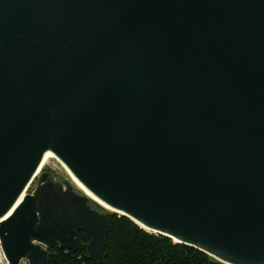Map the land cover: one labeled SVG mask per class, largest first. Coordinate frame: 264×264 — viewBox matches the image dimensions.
<instances>
[{
  "label": "water",
  "instance_id": "obj_1",
  "mask_svg": "<svg viewBox=\"0 0 264 264\" xmlns=\"http://www.w3.org/2000/svg\"><path fill=\"white\" fill-rule=\"evenodd\" d=\"M48 150L152 233L264 264V0H0V218ZM36 200L6 264L80 248Z\"/></svg>",
  "mask_w": 264,
  "mask_h": 264
},
{
  "label": "trees",
  "instance_id": "obj_2",
  "mask_svg": "<svg viewBox=\"0 0 264 264\" xmlns=\"http://www.w3.org/2000/svg\"><path fill=\"white\" fill-rule=\"evenodd\" d=\"M104 249V256L95 259L86 246L67 250L54 245L47 264H227L170 236L149 232L124 214L110 219Z\"/></svg>",
  "mask_w": 264,
  "mask_h": 264
},
{
  "label": "flooded vegetation",
  "instance_id": "obj_3",
  "mask_svg": "<svg viewBox=\"0 0 264 264\" xmlns=\"http://www.w3.org/2000/svg\"><path fill=\"white\" fill-rule=\"evenodd\" d=\"M32 195L37 196L40 224L52 226L65 235H69L70 227L74 226L79 247L98 249L103 243L109 217L98 211L95 204L94 207L87 199L74 193L72 187L65 190L60 184L46 179L39 183ZM84 238L86 242L81 240ZM54 245L60 246V241H54Z\"/></svg>",
  "mask_w": 264,
  "mask_h": 264
},
{
  "label": "rangeland",
  "instance_id": "obj_4",
  "mask_svg": "<svg viewBox=\"0 0 264 264\" xmlns=\"http://www.w3.org/2000/svg\"><path fill=\"white\" fill-rule=\"evenodd\" d=\"M46 179H47V181H51V182L60 184L62 186V188L65 190H67L69 187H72L74 190V193L80 195L82 198L87 199L90 202V204H92L93 206L95 204L98 207V211H100L101 213H104L106 216L109 217V221L114 216V214H117L119 216L122 215L120 213H115V212L107 210L101 204H99L94 199L89 197L83 190H81L73 182L71 176L69 175V173H67L66 169L63 167L61 162H59L56 159H51L42 167L40 172L37 174V176H35V178L32 180V182L28 186V188L26 190V194H32L33 191L39 185V183L43 182ZM0 248H1V246H0ZM2 252H3V250H2ZM3 254H4L3 256L5 257L6 255L4 252H3ZM5 258H7V257H5ZM1 264H6V260L2 261Z\"/></svg>",
  "mask_w": 264,
  "mask_h": 264
},
{
  "label": "bare ground",
  "instance_id": "obj_5",
  "mask_svg": "<svg viewBox=\"0 0 264 264\" xmlns=\"http://www.w3.org/2000/svg\"><path fill=\"white\" fill-rule=\"evenodd\" d=\"M51 159H56L59 162H61V164L63 165V167L66 169L67 173H69V175L71 176L73 182L81 189L83 190L89 197H91L92 199H94L96 202H98L99 204H101L104 208H106L109 211L115 212V213H120V214H124V212L116 209L115 207L111 206L110 204H108L107 202H105L104 200H102L99 196H97L93 191H91L75 174L74 172L69 168V166L60 158L58 157L52 150H48L43 159L42 162L38 168V170L35 172V174L33 175L31 181L29 182V184L27 185V187L24 189V191L22 192V194L20 195V197L18 198V200L16 201V203L13 205V207L0 219H3L4 217H8L9 213H12V211L24 200L26 194V190L28 188V186L30 185V183L32 182V180L35 178V176H37V174L40 172V170L42 169V167ZM134 219V221H136L137 223H139L142 227L146 228L149 231L150 230L148 227H146L145 225H143L141 222H139L137 219ZM176 240V239H175ZM0 246H1V242H0ZM2 246L0 248V264L2 263V261L6 260V263L8 262L7 258H5L2 252ZM5 258V259H4Z\"/></svg>",
  "mask_w": 264,
  "mask_h": 264
},
{
  "label": "built area",
  "instance_id": "obj_6",
  "mask_svg": "<svg viewBox=\"0 0 264 264\" xmlns=\"http://www.w3.org/2000/svg\"><path fill=\"white\" fill-rule=\"evenodd\" d=\"M44 248H46L48 250L49 247H47L46 245H42ZM19 264H32L30 259L28 257H23L20 261Z\"/></svg>",
  "mask_w": 264,
  "mask_h": 264
},
{
  "label": "snow or ice",
  "instance_id": "obj_7",
  "mask_svg": "<svg viewBox=\"0 0 264 264\" xmlns=\"http://www.w3.org/2000/svg\"><path fill=\"white\" fill-rule=\"evenodd\" d=\"M9 216H12V213H9ZM3 219H4V220H7L8 217H4Z\"/></svg>",
  "mask_w": 264,
  "mask_h": 264
}]
</instances>
